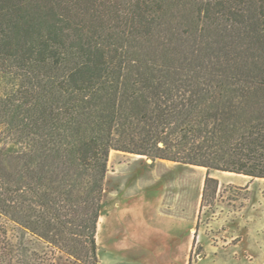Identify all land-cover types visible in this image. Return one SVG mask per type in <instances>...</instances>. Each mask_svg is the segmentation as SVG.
I'll use <instances>...</instances> for the list:
<instances>
[{"label": "trees", "instance_id": "16d2710c", "mask_svg": "<svg viewBox=\"0 0 264 264\" xmlns=\"http://www.w3.org/2000/svg\"><path fill=\"white\" fill-rule=\"evenodd\" d=\"M0 74V264H100L112 151L264 180V0H0Z\"/></svg>", "mask_w": 264, "mask_h": 264}, {"label": "rangeland", "instance_id": "374dc122", "mask_svg": "<svg viewBox=\"0 0 264 264\" xmlns=\"http://www.w3.org/2000/svg\"><path fill=\"white\" fill-rule=\"evenodd\" d=\"M13 88V78L0 74V99ZM108 169L105 194L108 210L121 199L141 198L150 191L155 198H161L158 213L189 222L198 218V237L190 253V264H204L207 255L210 261L218 263L264 264L263 179L213 172L212 177L220 183L218 195L203 206L206 169L168 161L153 163L119 151L111 152ZM253 181L258 182L248 189ZM7 228L11 237L12 226ZM205 247L213 248L214 252L205 253ZM39 252L52 256L46 245H41Z\"/></svg>", "mask_w": 264, "mask_h": 264}, {"label": "crops", "instance_id": "0c3cea01", "mask_svg": "<svg viewBox=\"0 0 264 264\" xmlns=\"http://www.w3.org/2000/svg\"><path fill=\"white\" fill-rule=\"evenodd\" d=\"M160 199L147 191L141 198H124L102 211L96 235L101 264H190L198 218L191 222L167 218L158 213ZM213 250L205 247L207 254ZM209 259L207 255L204 264H226Z\"/></svg>", "mask_w": 264, "mask_h": 264}]
</instances>
